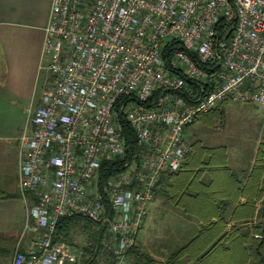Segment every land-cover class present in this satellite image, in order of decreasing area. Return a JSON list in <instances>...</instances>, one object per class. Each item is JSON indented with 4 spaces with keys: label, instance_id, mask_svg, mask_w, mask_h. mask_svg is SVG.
<instances>
[{
    "label": "built area",
    "instance_id": "built-area-1",
    "mask_svg": "<svg viewBox=\"0 0 264 264\" xmlns=\"http://www.w3.org/2000/svg\"><path fill=\"white\" fill-rule=\"evenodd\" d=\"M45 32L53 84L18 167L37 237L12 264H85L89 243L57 239L73 215L128 264L162 173L189 152L186 126L225 102L264 110V0H53ZM123 120L143 153L101 185L102 163L127 153Z\"/></svg>",
    "mask_w": 264,
    "mask_h": 264
},
{
    "label": "crops",
    "instance_id": "crops-1",
    "mask_svg": "<svg viewBox=\"0 0 264 264\" xmlns=\"http://www.w3.org/2000/svg\"><path fill=\"white\" fill-rule=\"evenodd\" d=\"M52 5L53 0H0V192L4 194L0 198V240L12 244V260L19 242L21 248H26L37 237L29 217V206L33 199L29 193L23 195L19 188V148L20 138L26 129L32 130L34 112L46 94L37 100L39 79L49 64L48 56L44 53V40ZM260 144L263 147L258 148L257 155L262 152L261 161L255 159L243 167H234L230 163L225 146L228 168H208L199 183H195L198 186L194 189L190 186L191 194L185 196V203L191 212L187 213L169 203L164 194L156 191L149 209L151 206V210H156L165 202L184 213V223L164 232L158 248L154 244V237L159 236L143 231L148 210L136 243L128 253V264L137 262L138 251L165 263L174 251L198 234H202L203 246L209 233H218L219 227L222 230L211 243L212 246L235 227L252 231L260 220L264 201V142ZM256 165L262 166L258 176H254ZM188 181L189 178L183 184V189ZM256 191L262 192L261 199L257 201ZM250 200L256 203L251 205ZM220 218H224L226 226L219 223ZM209 224L213 225L210 232L207 230ZM172 240L175 241L174 250L170 246ZM210 246H206L207 249L198 258H183L178 264H245V244L222 241L216 251L202 257Z\"/></svg>",
    "mask_w": 264,
    "mask_h": 264
},
{
    "label": "trees",
    "instance_id": "trees-1",
    "mask_svg": "<svg viewBox=\"0 0 264 264\" xmlns=\"http://www.w3.org/2000/svg\"><path fill=\"white\" fill-rule=\"evenodd\" d=\"M220 106L210 110L209 112L198 114L192 123L199 119L206 120V118L210 119L211 123H216L222 120L224 118V113ZM122 126L128 146L127 153L124 156H119L113 160H105L102 163V166L99 170L101 185H103L111 175L119 171L126 161L133 159L134 155H136L137 159H140L143 153V148L138 145L136 135L132 127L124 120L122 121ZM185 160V163L183 162L184 164H182L178 170H167L162 173L156 191L164 194L169 200V203L180 207L183 209V211L188 213L191 211L186 206L185 196H190V186H192L193 189L194 187L198 186H195V183H199L200 178L208 168L213 170L221 167L225 169L228 168L226 165V147L222 145L213 147L207 146L203 144L201 140L196 139L189 144V152ZM258 161L260 162L261 159H257V162ZM107 167H109V169ZM260 170H262V166L256 165L254 167V176H258ZM187 178H189V181L186 187L187 190H185L186 188L183 189L182 186L187 181ZM261 193L262 192L260 191L256 193V201L261 199ZM3 195L4 194L0 192V198H2ZM254 203H252L251 200L249 201V204L251 205ZM246 204H248V202ZM220 222L226 226L224 218H220L219 223ZM82 225L85 229H87L88 226L97 224L81 215L65 216L60 218L57 224V239L68 240L73 229ZM212 228L213 225L209 224L207 230L210 232ZM221 230L222 228L219 227L218 233H209L203 246L202 240L204 239L202 234L196 235L181 248L174 251L165 263L157 260L145 252L138 251L137 262H134L133 264H178L183 258L196 259L207 249L206 246H210L211 243L215 241V238L217 235H219ZM104 237H106V233L99 228L96 235L90 238L89 245L85 247V251L90 255V257L87 259L85 264H98L97 257L99 255L104 253V256H107L106 251L102 246V240ZM222 241L239 242L240 244H245V264H248V262L249 264H264V201L262 202V207L260 210V220L253 226L252 231L242 230L241 228L236 227L233 228L230 233L224 234L217 243H214L213 246L211 245L212 247L210 246L211 248L207 253H204L202 257H205L212 251H216ZM132 248L129 250V252L132 251ZM104 264H112V261L109 260L108 256Z\"/></svg>",
    "mask_w": 264,
    "mask_h": 264
},
{
    "label": "rangeland",
    "instance_id": "rangeland-1",
    "mask_svg": "<svg viewBox=\"0 0 264 264\" xmlns=\"http://www.w3.org/2000/svg\"><path fill=\"white\" fill-rule=\"evenodd\" d=\"M49 59V56H48ZM53 84L50 71L43 70L37 86V100L49 91ZM223 119L211 123V120L199 119L185 128V140L188 144L199 139L207 146H226L229 153V161L234 167L246 166L250 161L262 159V152L257 156L260 143L264 142V110L252 103L225 102L221 104ZM257 156V157H256ZM31 194V193H30ZM29 194V195H30ZM184 213L165 202L156 210L149 209V216L143 231H149L155 238V245L160 247V236L169 228L183 225ZM97 225L77 226L71 232L68 241L81 245L89 243L90 238L98 232ZM174 240L170 246L175 249ZM172 250V251H173ZM14 248L10 241L0 240V264H11ZM105 259L98 260L103 264Z\"/></svg>",
    "mask_w": 264,
    "mask_h": 264
}]
</instances>
